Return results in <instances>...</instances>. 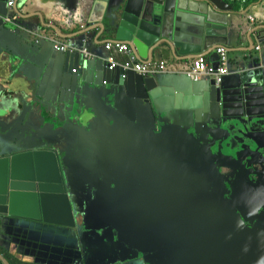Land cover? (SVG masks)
I'll list each match as a JSON object with an SVG mask.
<instances>
[{"label": "water", "instance_id": "1", "mask_svg": "<svg viewBox=\"0 0 264 264\" xmlns=\"http://www.w3.org/2000/svg\"><path fill=\"white\" fill-rule=\"evenodd\" d=\"M185 1L83 0L102 33L116 31L142 62L150 54L198 55L226 36L228 0H208L201 18L181 8ZM12 11L0 0V33L15 26ZM81 36L67 52L53 46L31 104L24 99L16 118L0 119V240L6 227L29 224L56 231L69 264L95 258L87 250L111 252L120 264H151L143 252L160 249L154 230L167 222L171 203L169 222L188 234L179 241L192 251L172 264H264L262 71L243 68L231 81L187 90L167 73L109 71L99 53L85 57L97 36ZM18 134L21 141L8 137ZM176 156L192 168L183 202L159 193V172ZM0 264H8L2 254Z\"/></svg>", "mask_w": 264, "mask_h": 264}, {"label": "crops", "instance_id": "2", "mask_svg": "<svg viewBox=\"0 0 264 264\" xmlns=\"http://www.w3.org/2000/svg\"><path fill=\"white\" fill-rule=\"evenodd\" d=\"M228 3L233 9L223 14L222 18L226 20L221 23L224 27L222 32L226 36L214 38L208 43L224 46L228 50L229 75L224 81L233 80L236 73L243 68L251 74L262 71L264 75V0H228ZM208 4H211L208 0H186L181 4V8L189 16L201 18L207 13ZM91 10L92 5L89 2L84 3L83 0H15L12 11L17 15L15 26L9 24L12 28L10 33H0L1 121L10 122L16 118L17 111L24 108L21 106L24 99L27 105L31 104L30 96L34 90L35 77L41 71V79L49 65L54 43L76 45L82 38L81 35H91V39L97 36L94 41L97 45H90L89 50L95 54L99 53L102 58L107 57L103 51L104 44L117 41L116 31L102 33L98 27L99 15H92ZM86 44H91V41ZM217 45H209L206 48L203 46L201 54L186 57L171 52L155 56L150 54L151 59L146 62H165L166 76L172 84L191 90L193 86H203L202 82L206 84L207 80L213 81L205 78L202 82L193 84L194 81L190 80L186 73L198 56H206L209 61L216 63ZM259 46L260 50L257 49ZM115 56L119 61L126 59L118 54ZM57 58H64V55L59 54ZM34 227L29 224L6 227L2 235V247L27 262L69 264L72 257L66 245L63 246L61 238L56 235V231ZM30 231L41 232L44 237L36 241L31 238L36 235L31 236ZM12 239L21 245L17 247L21 252L16 251L15 245L12 246Z\"/></svg>", "mask_w": 264, "mask_h": 264}, {"label": "flooded vegetation", "instance_id": "3", "mask_svg": "<svg viewBox=\"0 0 264 264\" xmlns=\"http://www.w3.org/2000/svg\"><path fill=\"white\" fill-rule=\"evenodd\" d=\"M176 157L177 158L175 160H172L170 167L165 165L159 172V193L163 198L166 195H169L172 197V199H170L171 201L183 202V199L185 197L188 199L190 194L189 183L192 178V168L190 167L187 158L184 159L182 156ZM224 173H226L225 170ZM256 176L257 175H252L251 179L254 180ZM229 179H231V177ZM169 203L170 202L164 204L167 205ZM170 205L171 203L164 207V211L167 212V222L156 225L154 230L157 237L159 238L157 245L160 247V249L149 252L150 255L143 252L144 256L147 258L152 257V259L149 260L151 264L182 263L177 259H188L192 253L191 249L189 248L190 243H183L182 241H179L180 237H185L188 234L185 232H177L176 228L172 227V224L169 222V211H171ZM177 212L182 214L181 209H178ZM186 220L188 221V217ZM172 246L174 249L176 248L175 251ZM168 247H170V250ZM145 261H147L146 258H139V262L144 264Z\"/></svg>", "mask_w": 264, "mask_h": 264}, {"label": "built area", "instance_id": "4", "mask_svg": "<svg viewBox=\"0 0 264 264\" xmlns=\"http://www.w3.org/2000/svg\"><path fill=\"white\" fill-rule=\"evenodd\" d=\"M14 5L15 0H7V6L11 10H13ZM15 18H17L16 14ZM89 40L90 39L86 38L84 43H88ZM71 49L72 47L67 43H54V50L57 52H67ZM257 49L260 50V46L257 47ZM103 51L107 54V69L111 72L117 69H122L125 73L134 71L144 77L167 73L166 63L163 61L156 64L138 61L130 45L124 41L107 42L104 44ZM84 53L86 58L91 59L89 54L94 52H91L89 48L85 46ZM115 54H118L122 58L125 56L126 59L119 61ZM216 55L218 57L216 63L209 61L206 56H198L195 58L190 70L186 73L187 77L194 82L202 81L205 78L212 79L216 85H220L224 78L229 75L227 48L224 46H218L216 48ZM74 72H76V69H74ZM104 84H106V82H104Z\"/></svg>", "mask_w": 264, "mask_h": 264}, {"label": "rangeland", "instance_id": "5", "mask_svg": "<svg viewBox=\"0 0 264 264\" xmlns=\"http://www.w3.org/2000/svg\"><path fill=\"white\" fill-rule=\"evenodd\" d=\"M109 33H110L109 31H106V34H109ZM8 137H10L13 141H17L20 138L19 141H21V136L19 134L17 136H15V137L14 136H11V135H8ZM8 227H10V226H8ZM11 237L13 238L12 234H11ZM0 241H1L0 245L2 246L3 245L2 244V240H0ZM13 245H15L14 247L16 248V251L17 252H21L17 248V247H21V245L18 244V243H16V241L14 239H12V246ZM32 249H30L31 252H32ZM87 252L89 254H91L92 256H94L95 258H93V257L91 258L90 256H84L83 257V260L81 262L85 261V259L88 262L87 263H78V264H102V263L103 264H107L108 260H109V262H111L113 264H120L119 263V260H118V258H117L116 255L110 256L111 255V252H108V254H107L108 256H110L109 258H108V256H102L103 255L102 252L101 253H96L93 250H90V251L87 250ZM75 264H77V263H75Z\"/></svg>", "mask_w": 264, "mask_h": 264}, {"label": "trees", "instance_id": "6", "mask_svg": "<svg viewBox=\"0 0 264 264\" xmlns=\"http://www.w3.org/2000/svg\"><path fill=\"white\" fill-rule=\"evenodd\" d=\"M0 254H2L5 259L7 260L8 264H41L38 262H27L24 261L20 258H18L16 255L10 253L8 250H6L5 248H3L0 245Z\"/></svg>", "mask_w": 264, "mask_h": 264}]
</instances>
